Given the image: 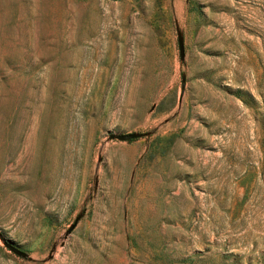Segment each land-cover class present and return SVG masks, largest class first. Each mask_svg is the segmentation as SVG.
<instances>
[{
    "label": "rangeland",
    "instance_id": "1",
    "mask_svg": "<svg viewBox=\"0 0 264 264\" xmlns=\"http://www.w3.org/2000/svg\"><path fill=\"white\" fill-rule=\"evenodd\" d=\"M0 264H264V0H0Z\"/></svg>",
    "mask_w": 264,
    "mask_h": 264
},
{
    "label": "water",
    "instance_id": "2",
    "mask_svg": "<svg viewBox=\"0 0 264 264\" xmlns=\"http://www.w3.org/2000/svg\"><path fill=\"white\" fill-rule=\"evenodd\" d=\"M177 46H178V55H179V58L182 59L183 58V47H182V42H181L180 37H178ZM137 135L138 134L135 133V132L118 133V134H113L112 133V134L109 135V138H115L117 140H129V139H132V138L136 137ZM75 223H76V220H74L72 222V224L70 225V227H68L67 232L69 230H71V228L75 225ZM2 243H3V245L6 248H8L11 252H13L14 254H16L17 256H20V257H24L25 256V253L22 250H20L18 247L14 246L10 242L5 241V240L2 239Z\"/></svg>",
    "mask_w": 264,
    "mask_h": 264
}]
</instances>
